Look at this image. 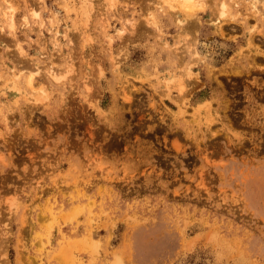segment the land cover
Listing matches in <instances>:
<instances>
[{"label":"rangeland","instance_id":"374dc122","mask_svg":"<svg viewBox=\"0 0 264 264\" xmlns=\"http://www.w3.org/2000/svg\"><path fill=\"white\" fill-rule=\"evenodd\" d=\"M192 1L0 0V264H264V0Z\"/></svg>","mask_w":264,"mask_h":264},{"label":"bare ground","instance_id":"6f19581e","mask_svg":"<svg viewBox=\"0 0 264 264\" xmlns=\"http://www.w3.org/2000/svg\"><path fill=\"white\" fill-rule=\"evenodd\" d=\"M183 2H184V5H185V7L186 8H188V9H193L195 6V3L192 1V0H183ZM5 14L6 13H4V16H5ZM6 16H7V14H6ZM5 16V17H6ZM7 20H8V22H10V27L12 28L13 27V23H12V20H11V18L10 19H8L7 18ZM33 73V72H32ZM37 74L34 72V74H31L30 76H29V80H28V84L30 85H28L29 87H30V89H34V87H35V76H36ZM50 76L51 77H53V78H55V76H56V74H55V72L54 71H52L51 73H50Z\"/></svg>","mask_w":264,"mask_h":264}]
</instances>
